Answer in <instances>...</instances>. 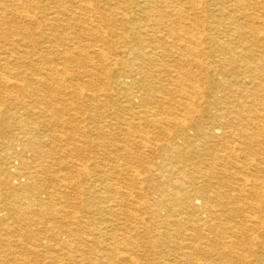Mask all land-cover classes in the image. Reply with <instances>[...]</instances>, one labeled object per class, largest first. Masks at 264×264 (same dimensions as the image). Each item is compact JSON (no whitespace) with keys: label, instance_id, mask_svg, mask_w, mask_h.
Returning <instances> with one entry per match:
<instances>
[{"label":"bare ground","instance_id":"1","mask_svg":"<svg viewBox=\"0 0 264 264\" xmlns=\"http://www.w3.org/2000/svg\"><path fill=\"white\" fill-rule=\"evenodd\" d=\"M26 1L28 0H9L8 4L7 0H0V8L2 11L5 10L0 13V22H5V19L9 18L7 15L10 14L12 16L10 17V22L18 18L25 24L28 22L36 25L41 30L38 36L43 38L46 35V39H49L51 36L54 37L58 31L63 32L62 29L69 22V18L65 19V16L68 14L67 9H52V11L38 17L36 14H30L26 10L23 12L19 11L21 4ZM97 1L77 0L75 1V5H77L76 9L80 14L84 13L85 16L90 18L95 16L94 14L97 12L98 5L95 4ZM187 1L189 7H187L188 10L186 11V8H177L173 0H128L129 5L127 7L124 5L125 7L122 6L117 9L113 6H117L118 2L114 1L112 4H107L109 6V13H116L117 16H121V20L126 21V24L132 26L128 31L132 35H135V37L137 36V39L143 40V30H147V24L151 23V26L155 28L151 34L153 38L157 37L158 33L164 32L168 40L170 38V40L178 45L175 54L170 52V56L176 58L172 66H170L171 64H164L163 60L159 61L162 55L156 53L160 49V47L156 46L153 49L156 51H152L151 53H143L141 50L138 53L129 51L128 56L131 58L132 66L124 67L117 72L114 85L121 92H125V97H127L129 102L138 100L141 108L144 109L143 115L145 117L136 115L133 122L127 124V131L137 134L138 130H140V133H142L134 136L133 142L124 141L118 144L117 142H113V134H111V131L109 132L105 129L108 127L112 130L113 125L106 124V126H101L97 124L98 120L94 124L98 135L96 142L94 141L88 146V142L84 139L87 134L80 135V140L74 141V137L70 133L74 134L76 128H78L75 125L80 124L82 121L85 122L86 119L80 116V112H78L75 104L71 103V101L75 98L80 101H90L89 106L94 107L98 111L104 109L106 103L101 101L93 90H91L93 95L87 97L84 93V88H81L78 92L74 90L76 92L73 91L72 93L65 91L61 96L60 92L57 93L56 89L52 87L54 84H49L50 80L60 77L54 73L57 69L54 71L47 70L48 74L45 79H43V75L42 79L36 80L37 85H40L39 92L44 89L50 93V96L45 95L44 97L37 90H34L32 96L30 95L29 97L26 95V92H22L24 91L23 89L13 91V89L19 88L18 82L6 77V74H0V104L9 102V107L5 112H0V121L4 118L1 122L4 123L3 127L7 133L12 131L16 126H25V122L20 116L21 110L25 111L26 108L31 107V110H38L40 117H43V119L48 118L49 113L56 114V118H53L54 123L65 129L67 136L68 133L70 134L69 138L64 142L66 143V147H68L69 153L74 155V158L78 159V161L80 159L84 160L89 150L91 152L99 150L109 152L110 154H113L114 150L115 152L129 156L145 154L149 149L163 152L164 161L168 162L166 163L168 165L164 167L171 166V172H168L167 169L166 171L161 169L162 174L160 173V176H157L163 179V182L153 181V179L150 182L141 181V176L137 173H133L134 175L131 176L130 182L140 186L139 188L135 186V189L131 187L134 190L137 189V194L140 193L138 189L142 191L143 184L148 183V190L152 191V194L157 196L161 203L171 204L176 207L173 216L163 217L159 210L160 206L155 204L148 211L150 212V220L153 221V226L160 225V229L151 232L150 228L147 229L144 217L138 224L139 226L126 224L136 219L139 214L137 212L138 204H130L128 201V199L135 198V193L129 189L123 192L125 190L122 191L120 188L124 187L115 188L112 176H105V187L102 190L104 191L105 189V194H108L107 197L100 196V193L97 191L92 192L93 195L98 196L93 200L88 198L85 202L86 204L83 203L82 205L81 203L83 211H81L80 216H78L79 212H76V210L66 211L62 208L57 211L49 204L39 200V196L47 193L40 192L38 185L34 183L33 173H31L19 185L22 192L26 195L21 197L17 194L16 190L9 189L8 194L19 200L16 202L14 208L0 207V264H171V258H173V261H181L183 264H252V259H254L253 262L255 264H264V253H260L259 255L257 252V235L254 234L256 235V238H254L251 233L257 232V230L264 232V218L250 225L245 221L248 225L236 221L237 218H240L241 214L245 212L247 214L249 210L252 212L257 207L260 209V203L263 202L264 186L255 184L252 176L243 174L240 169L241 167L245 168L249 164H255L256 170H259L261 168L260 165H264V148L263 145H259V142L254 143L247 138L254 134L251 131V127L240 124V122L233 126L228 120V117H231V115L242 118L245 112L247 115L248 112L251 113V110L242 112L241 110L235 111L228 108V104L232 103L230 101L231 96H241L240 99L244 97L247 99L249 96L240 91L244 88L243 85H247L246 83L250 85L258 83L259 87L264 85V0H250L251 3H247L245 0ZM213 2L217 3L213 7L218 8V14H212V12L208 11L209 6H211L210 3ZM181 5L183 6V4ZM228 7H234L236 14H232ZM129 9L131 10L130 12H128ZM183 13H185L187 18L184 21L188 20L189 22L185 23L184 21L181 22L173 19L179 17V20L180 16L184 15ZM199 14L203 15L202 18L198 16ZM135 16H138L136 20ZM205 17L206 19H204ZM98 19L105 21L103 15H99ZM80 21L78 20V22ZM0 31V63L9 65L11 61L13 62L12 56H10L11 52L12 54H17L18 59L15 61L19 60L24 64H27L25 59L37 57V54H41V57L43 56L42 58L46 61L44 50H40L42 53H39L40 51L34 52L33 48H31L33 46L32 35L27 30H19L14 33H9V31L4 33L2 29ZM64 32L66 31L64 30ZM140 45L142 46L141 43ZM8 46L11 47L10 52L6 51V47L8 48ZM3 47H5L4 50H2ZM101 47L96 48L90 56L88 55V51L80 47H73V51L77 52V54L75 53L78 56L77 58L73 55L71 48L67 49L65 53L63 50L65 57L62 58V62L69 65L74 62H78L79 65L85 64L83 77L89 79L100 78L107 75V73L109 74L106 66L99 68V70L95 66V58L101 59L102 62L106 61V53H103ZM47 49L49 50L50 48H45V50ZM168 51H171V49ZM31 61L33 60L31 59ZM49 71L52 72L50 73ZM200 75L204 81L206 80L210 83L207 87V97L201 94L202 96L198 98V91L201 90L202 92L203 89L201 79L198 78ZM48 78L50 79L47 80ZM63 78L60 77L57 81L61 83L64 81ZM162 81L168 83L167 87L160 85ZM93 86L91 83L87 84V88ZM75 88L78 89V87ZM20 91L22 93L20 97L22 96L24 101L17 102L14 99L19 98L18 94ZM256 94H252L250 98H257L259 100L260 98ZM26 98L31 101L27 102ZM202 104L205 107L202 108ZM162 105L166 106V111L168 112H165L166 115L161 116L158 114V111ZM62 106L63 108H61ZM233 107L235 108L234 105ZM200 108L201 110H199ZM129 109L130 111L133 110V108ZM177 109L180 110V114L176 112ZM90 110L92 112V109ZM102 113L106 112H101V117ZM147 113H152L153 115H150L153 117H149L150 115H147ZM194 113L200 115L197 120L192 118ZM158 116L159 118H157ZM201 117L205 118V120H201ZM105 118L108 117L106 116ZM46 121L50 126L54 125L51 121ZM252 124L257 125L256 123ZM176 128H178V132L180 133L175 135L177 131L174 132V129ZM54 132L56 139L64 138V134L62 135L57 131ZM228 133L237 136L238 139L229 141L230 137ZM10 136V134L6 135L5 143L11 144L12 140H10ZM197 138L205 141L200 151H197L193 147V139L196 140ZM37 145L41 155L48 156L51 154L40 143ZM218 147L220 148L218 149ZM236 148H239L238 150L241 153L247 154L248 158L240 161L242 156L238 155ZM1 150L4 151V149ZM25 151L27 152V150ZM201 152H206L209 155V168L202 166L201 169L197 168L192 172L175 166L177 164H172L170 160L171 155L182 159H198ZM22 153L23 151H21ZM4 154L0 156V164L6 162L7 155ZM140 158L136 156L131 159L144 163ZM111 161H113V156L111 157ZM257 161L259 162L257 163ZM22 163L20 164L21 166L26 167V165H29L26 160H23ZM196 163L200 165L205 164L203 160H198ZM20 167L16 168L15 177L23 176V169ZM78 168L80 169L81 167ZM95 174L97 173L95 172ZM123 175L125 174L123 173ZM56 178L58 180V176ZM62 180L64 181V179ZM126 181L122 183L127 185ZM118 183L121 184V182ZM77 185L75 186L77 187ZM89 185L91 186V184ZM87 187L85 186V189ZM58 194L54 195L52 193L50 197L58 198L61 195ZM195 201H198V206L194 205ZM241 203L243 205H240ZM74 204L72 201L70 207L75 208ZM166 211L170 212V210ZM56 217H58V221ZM13 219L22 225L33 220L30 223L34 226L41 224L43 227L41 231H36L37 233L32 232V230L31 232L23 233L19 237L15 234L16 231L10 228L9 221ZM122 219H126L125 222L121 223ZM65 220H68L70 225L63 224ZM183 225H185V228H188L187 231L189 232V238L187 237L184 240H182L183 233L181 228ZM169 227L176 228L165 230V228L169 229Z\"/></svg>","mask_w":264,"mask_h":264},{"label":"rangeland","instance_id":"2","mask_svg":"<svg viewBox=\"0 0 264 264\" xmlns=\"http://www.w3.org/2000/svg\"><path fill=\"white\" fill-rule=\"evenodd\" d=\"M8 1L9 0H7V3L9 4ZM28 1L21 4V6L19 7V11L23 12L26 10L30 14L31 13L36 14L38 17L43 16V14H45L46 12L52 11V9H56V8H60V10L67 9L68 10V14H67L68 17L65 16V19L69 18L68 19L69 22L67 25H65L64 29H62L63 32H64V30L66 32L63 33V32H60L57 30L58 32L55 33L54 37L51 36L49 39H46V35H45V37L43 36V38H41L38 36V33L41 31V30H39L38 26L33 25L31 23H28V22H26L27 24H25L21 20H19L18 18L13 19L14 21L10 22V17H12V16L10 14L7 15V16H9V18H6L5 22H0V29H2V31L4 33L6 31H9V33H11V32L14 33V32L19 31V30H22V31L27 30V32H29L30 35H32L31 39L33 41V46L30 45V46H32L31 48H33L34 52H37V51L39 52L40 50H44V52L46 53L44 55H46L45 57H46L47 62L45 61L44 58H42L43 56L41 57V54H37V57L35 56L32 58L25 59V62H27V64L29 63L27 65V64L21 63L19 60L15 61L18 59L17 54H15V53L12 54V52H11L10 56H12L13 62L11 61L9 65H5L3 63H0V74L1 75L6 74V77L11 78L15 82L16 81L18 82L17 84H18L19 88L15 89V90L13 89V91H18V90L23 89L24 91H22V92L23 93L26 92V95L29 97L30 95L32 96V92L34 90L38 91V89L40 88V85L39 84L37 85L36 80L40 79V78L42 79L43 75H44L43 79H45L46 75L48 74L47 70L54 71L55 69H57L58 71L55 70L54 73H56L57 76H60L61 78L64 77L63 78L64 81L61 83L58 82L57 80L60 79V77H58V78H55L54 80H50L49 84H51V83L54 84L52 87H54V89H56L57 93L60 92L61 96H62V93H64L65 91L72 93L74 90H76L78 92L81 88H84L83 90H84V93L86 94L87 97H90L93 95V92L91 91V90H93V91H95L94 93H96L99 96L100 100L104 101V103H106V105H105L106 107L104 109H102L101 111L100 110L98 111V110H95L94 107L89 106L90 101H87V100L80 101V100H76V98L71 101V103L75 104L76 108L78 109V112H80V116L82 118L84 117L86 119V120L84 119L85 122L82 121L80 123L81 125L79 123H78V125H75V126H78V128H79V129L76 128V132H75L76 134L70 133L71 136L74 137L73 138L74 141H78V139L80 140V138H79L80 135L87 134L84 139L86 140V142H88V146H90L92 144V142H94V141L96 142L98 139V137H97L98 135H97V132L95 131L94 124H95V121L98 120L97 124H100L101 126L102 125L106 126V124L107 125H111V124L113 125L112 130H111V128L109 129L108 127L105 128L109 132L111 131V134H113V138H114L113 142H117V144L124 142V141L125 142H133L134 136L140 135L142 133H140V130H138L139 134L138 133L133 134V133L127 131V124L132 123L136 115H139L141 117H145V115H143L144 109L141 108V105H140L138 100L133 101V102H129V100H127V97H125V94H124L125 92H121L117 88V86L114 85V83H115L114 81H116L117 72H119V70L124 68V67L132 66L131 58L128 56L129 51H132L134 53H138L141 50V52H143V53H151L152 51H154V52L156 51V50H153L156 46L160 47V49L157 48L158 50L156 53L162 55V58L159 59V61L163 60L164 64L165 63H166V65L171 64L170 66H172V65H174V61L176 60V58H174L173 56H170L171 55L170 52H172V54H175L176 50L178 49V45L174 41L170 40V38L168 40V37H165L166 34L164 32L158 33L157 37L153 38L151 36V34L155 28L153 26H151V23L147 24V30H143L144 31L143 40L137 39V36L135 37V35H132L130 33V31H128V30H130V28L132 26L129 24H126L125 23L126 21L121 20V16H119V15L117 16L116 13H112V14L109 13L108 12L109 6L107 5L109 3L112 4L115 1V2H118V4H117V6L114 5L113 6L114 8L117 9V8L122 7L124 5L127 7L129 5L128 0H113V1L112 0H110V1L109 0H98L96 3L94 2L96 5H98L97 6V12H96V14H94L95 16H92L90 18L88 16H85L84 13L80 14V12L76 9L77 5H75L76 4L75 1H77V0H53V1L52 0H28ZM173 1H175L174 4H175V6H177V8H186L185 11L188 10L187 7H189V4H188L187 0H173ZM205 1H207V0H205ZM245 1L247 3H251L250 0H245ZM181 4H183V6ZM210 5L211 6H209L208 11L212 12V14L213 13L218 14V11H217L218 8L213 7L214 5H217V3L213 2V3H210ZM21 9H22V11H21ZM228 9L230 10V12L232 14H236L234 7H228ZM4 11H2L0 8V13H2ZM130 11L131 10L129 9L128 12H130ZM129 14H131V13H129ZM183 14L184 15L180 16L179 20H178L179 17L173 18V19H176L177 21L183 22L185 19H187L185 13H183ZM202 14H199L198 16L200 18H202V16L205 15V14H203V15ZM99 15H103L105 18V21H101L100 19H98ZM137 18H138V16H135V20ZM74 19H75L76 23H75ZM204 19H206V17ZM78 20H81V21L78 22ZM106 21H107V23H106ZM184 22L187 23L189 21L186 20ZM139 23H143V22H139ZM24 24L26 25V27H24L25 26ZM116 25H117V27H116ZM141 25H143V24H141ZM81 26H82V28H81ZM87 26H89V27H87ZM90 26H92V27H90ZM36 28H37V30H36ZM119 31H121V32H119ZM0 33H1V31H0ZM57 33H58V35H57ZM161 36H163L164 38ZM62 38H64V39H62ZM73 41H75V42H73ZM90 42H91V44H90ZM140 43L142 44V46L140 45ZM75 44L78 46H76ZM71 46L80 47L83 50L88 51L89 56L93 53V51L96 48H100V46H102L101 49L103 50V53L104 52L106 53V54L105 53L104 54H105V58H106L107 62L106 61L102 62L101 59L99 60V58H95V66L98 70H99V68L106 66V68L109 70V74L107 73V75L102 76L100 78L99 77H95V78L93 77L94 79H89L87 77H83L84 71H85V67H84L85 64L79 65L78 62L70 63V65L64 64L62 62L63 61L62 58L65 57L64 53L67 51V49H70ZM103 46H105V47H103ZM172 46H173V48H172ZM44 47L45 48L48 47L50 49L45 50ZM73 47L71 48V50L73 52V55L76 56L77 52L73 51ZM4 48L5 47H3L2 50H4ZM31 48H29V49L32 50ZM162 48H163V50H162ZM6 49H7L6 51H9L11 49V47L8 46V48L6 47ZM170 49H171V51H168ZM63 50H64V53H63ZM114 50H115V52H114ZM39 53H42V52L40 51ZM200 54H203V53H200ZM113 56H115V57H113ZM77 57L78 56H76V58ZM31 59L33 61H31ZM26 65H27V67H26ZM99 65H100V67H99ZM88 68H89V66H88ZM39 69H41V70L39 71ZM78 70H80V71H78ZM52 71H49V72L51 73ZM69 72H71V73H69ZM80 72H81V74H80ZM25 78H27V79H25ZM198 78L201 79V85L203 88L202 89L203 93L201 92V90L198 91V93H199L198 98H200L202 95H205L207 97V95H208L207 87L209 86L210 83H208V81H206V80L204 81V79L202 78L201 75ZM49 79L50 78H48L47 80H49ZM67 81H71V82H67ZM72 82H74V83H72ZM88 83H91L94 86L87 88ZM246 84L247 85H245V86L243 85L244 88H242L240 91H243V94H246L247 96H249V98L245 99V97H244L243 99H240L241 96H236V97L231 96L230 101L232 103L228 104V108H231L235 111L241 110L242 112L243 111L245 112V110H251V113L248 112V115H247V113L245 112V115L242 118H237V117H234V115H231V117H228V120L230 121L231 124H233V126L237 125V123L239 124V122H240V124H245V125H248L249 127H251V131L254 134L250 135L247 138L250 141H253L254 143L259 142V145H263V148H264V119H263L264 118V94H263L264 93V85L259 87L258 83H255L254 85H250L248 83H246ZM27 85H29V86H27ZM56 85L58 87H61V88H58ZM160 85H162V87H167L168 83L166 81H162ZM75 87H78V89ZM111 88H113V89H111ZM70 89H73V90H70ZM76 91H74V92H76ZM40 93L43 97L45 95L50 96V93L46 92V90H44V89L40 90L39 94ZM21 94L22 93L20 91V93L18 94L19 98H17L18 100L17 99H14V100L17 102L18 101L21 102L22 100L24 101V98H22V96L20 97ZM252 94H256L258 96V98H260V99L259 100L257 98L253 99L252 97L250 98V96H252ZM246 95H244V96H246ZM236 98H238V99H236ZM25 100H27V102L31 101L28 98H26ZM69 101H68V103H69ZM238 102H240V103H238ZM8 104H9V102H7V103L5 102V104L4 103L0 104V107H1L0 112L1 111L5 112V110L9 107ZM202 105H203L202 108L205 107L204 104H202ZM233 105L235 106V108L233 107ZM127 106H129V107H127ZM30 108L31 107L26 108L25 111L21 110L22 115L20 114V116H21V119H23V121L25 122L24 127L16 126L12 131L7 133L3 127L4 123L1 122L4 118H2L0 121V127H1L0 128V156L3 155L4 153H5L4 155H7L6 156L7 157L6 162L3 164H0V174H1V176H0V201H1L0 207H8V208H11V207L14 208L15 207V204L19 199L15 198V197L13 198L11 195H9L8 190L14 189L17 191V194L20 195L21 197L25 196L26 194L22 192V189H20L19 185H20V183H23L22 181H24L27 177H29V174L33 173L34 183H36L38 185L40 192L47 193V194H42L41 196H39V200L49 204L53 209H55L57 211L62 209V208H64V210H66V211L76 210V212L77 211L79 212L78 213L79 215L78 214H76V215L80 216L81 211H83V206H82L83 203L86 204L85 202L87 201L88 198H90V200L95 199V197L97 198L98 195H95V194L93 195L92 192L97 191L98 193H100V196L107 197L108 194H105V192H106L105 189H104V191L102 190L105 187L104 186L105 176H112L113 177V186L115 185V188L119 189L120 187H124V188H120V189H122V191L125 190L123 192H126L129 189L135 193L134 194L135 198L128 199V201L130 204L131 203L138 204V211L137 212L139 214L137 213L138 215H137L136 219H133V221H131V222L129 221L126 224H128L130 226H132V225L137 226L141 222L142 218L144 217V220L147 223L146 224L147 229L150 228L151 232H155V230L160 229L161 228L160 225H156L157 227L153 226L154 224H153V221L150 220V212L148 211V209L150 207H152V205H155V204L160 206L159 210H160V213L163 217L164 216H173V214L175 213L176 207L171 205V204L161 203L160 199L157 196H154L152 194V191L148 190L149 189L147 187L148 183L143 184V189H142L143 192L140 189H138L140 193L137 194L136 193L137 189L134 190L135 189L134 187L136 186V188L137 187L139 188L140 186H137L136 184H132L130 182L131 181L130 178H132L131 176H133L135 173H137L141 176L140 177L141 181L145 180V181L150 182L153 179V181L156 180L159 182H163L164 181L163 179H161L160 177H157V176H160V173L162 174L161 169L164 171H166V169H167L168 172H171V170H170L171 166L166 167V168L164 167V166L168 165V164H166L168 162L164 161V153L163 152H161L160 150L155 151L153 149H149L145 152V154H140V155L136 154L135 156L132 155L133 157H136V156L139 158L141 157L140 160L142 159V161H144V163L143 162L139 163V162L132 160L131 159V158H133L132 156L122 154L120 152H115L114 150H113V154H110L109 152L99 151V150L94 151V152H91V150H89V151H87V155L84 159L87 162V164H86V162L84 163L83 159H80L82 161L79 160L80 161L79 162L78 159L74 158L75 157L74 155H71L69 153L68 147H66V143L64 142L65 140H67L69 138L68 136H70V134L68 133V136H67V131L65 129H62L61 127L55 125V123H54L53 118L54 117L56 118V114L49 113V115H48L49 117L43 119V117L42 118L40 117V113L38 110H33V109L31 110ZM61 108H63V106ZM128 108H133V110L130 111V109L128 110ZM90 109H92V112ZM196 109H198V108H196ZM259 109H261V110H259ZM199 110H201V108ZM101 112H106V113H102V117H104V118H102L100 116ZM165 112H168V111H166V106H163V105L160 106L158 114L161 116L166 115ZM176 112H178L179 114L181 113L179 109H177ZM150 114L153 115L152 113H147V115H150ZM251 114L253 115V117ZM24 115H26V116H24ZM151 115L149 117H153ZM106 116L108 118H105ZM125 116H127V117H125ZM199 117H200V115L198 113H194L192 115V118L194 120H197ZM157 118H159V116ZM200 119L205 120V118H202V117ZM46 120L51 121V123H54L55 126L54 125L50 126ZM117 120H118V122H117ZM7 121L13 122L11 120H7ZM247 122L248 123L250 122V123L248 124ZM252 123H256L257 125H253ZM82 124L84 125V127ZM252 127H253V129H252ZM176 129H174V132L177 131V132H175V135L180 133V132H178V128H176ZM44 130H46V131H44ZM54 131H57L58 133H61L62 135L64 134V138L56 139V137H55L56 135L54 136V133H55ZM9 134L11 135L10 136V140H12L11 144L5 143V140L7 138L6 135H9ZM65 134H66V136H65ZM228 134L230 137L229 141H233L235 139H238L237 136H234L233 134L231 135V133H228ZM128 137H130V138H128ZM59 142H61V143H59ZM193 142H194L193 147L197 151L202 150V145L204 144L205 141H202L201 138H197L196 140L193 139ZM39 143L43 147H45V149L47 151H49L51 154H49L48 156L41 155L39 153L38 148H37V146H38L37 144H39ZM210 147H211V145H210ZM219 148L220 147H218V149ZM1 149H4V151ZM238 149L239 148H236V150L238 151L237 152L238 155L240 157L242 156L241 158H243V159L240 158V161L246 160L248 158L247 157L248 155L243 154V152L241 153ZM25 150H27V152ZM30 150H32L33 152ZM21 151H23L22 154H21ZM11 155H12V157H10ZM38 155H40V156L37 157ZM112 156H113V161H111ZM199 158L198 159H196V158H192V159L191 158L190 159L184 158V159H182L180 157L176 158V157L171 155L170 160H171L172 164H177L175 166L190 170L192 172L195 171L197 168L201 169L202 166L206 167V168L210 167L209 155L206 152H201V155H199ZM18 159H20L19 161H22V162H23V160H26L29 163V165H26V167L23 165L21 166L20 164H23V163L19 162ZM198 160H203V162L205 164L204 165L197 164L196 162H198ZM148 162H149V164H148ZM258 162L259 161H257V163ZM5 165H7V166H5ZM40 165H42V166H40ZM131 165H132V167H131ZM260 166H261V168L259 170H256L257 168L255 167V164L254 165L249 164L248 166H245V168L241 167L240 170L243 174H246L250 177L252 176V180H254L255 184H257V185L259 184L263 187L264 186V184H263L264 180H262V179H264V165L262 164ZM18 167L23 169L22 170L23 171L22 177L21 176L15 177L16 176L15 170ZM27 167H29V168H27ZM78 167H81V168L84 167V168L83 169L80 168L81 169L80 170ZM115 169H117V170H115ZM2 170H4V171H2ZM231 171H233V170H231ZM9 172L11 175L9 174ZM95 172L97 174L94 175ZM123 173L125 175H123ZM257 173H259V174L257 175ZM262 174H263V176H262ZM57 176H58V180L56 178ZM152 176L153 177L155 176V177L153 178ZM42 178H43L44 182H43ZM1 179H3L4 181ZM62 179H64V181ZM117 180H119V181H117ZM125 180H127L126 181L127 185L122 183L123 181L125 182ZM118 182H121V184H119ZM254 183H252V184L254 185ZM77 184H79V185H77ZM89 184H91V186ZM75 185H77L78 188ZM92 185H94V186H92ZM64 186H65V188H64ZM85 186L86 187L88 186L89 188L87 187L88 189L87 188L85 189ZM131 187L134 189H132ZM1 188H3V189H1ZM62 189L63 190L68 189V191L66 192V190L63 191ZM78 189H81V190H78ZM58 192H59V194H58ZM64 192H66V193H64ZM52 193H54V195H57V194L58 195L61 194V195L58 196V198H55V197L53 198V197H50L52 195ZM148 198H149V200H148ZM74 200H76V201H74ZM72 201H73V203H75L74 204L75 208H72V206L70 207V203H72ZM262 201L263 202L260 203V209L261 210L258 207H257V209L254 208L253 209L254 211L252 210V212H251V210H249L247 212V214H246V212L244 214H241L240 218H237L236 221L242 222L244 225H248V224L250 225V224L257 223V222L261 221V219L264 218V199ZM197 202L198 201L194 202L195 206H198ZM81 203H82V205H81ZM113 205H115V204L113 203ZM240 205H243V203H241ZM166 210H170V212H167ZM258 210H259V212H258ZM250 212L253 214H251ZM37 217H38V215H37ZM255 217H257L258 219L257 218L255 219ZM56 219L58 221V217H56ZM33 220H35V218H33ZM33 220H31V221H33ZM125 220L122 219L121 223L125 222ZM244 221L248 222V224H246ZM252 221H254V222H252ZM30 222L26 223V224L24 223L22 225L13 219V220L9 221V223H10L9 225H10L11 229L13 228V231H16L15 234H17L19 237L22 236L23 233H25V232H31L33 230L32 232L37 233L36 231L42 230L43 225L40 224V225L34 226ZM135 223H137V224H135ZM63 224L70 225V222L68 220H65V222ZM19 227H20V229H18ZM242 227H244V226H242ZM175 228L176 227H171V228L169 227V229L165 228V230H171V229L173 230ZM181 228H182V233H183L182 240H184L187 237L189 238V236H188L189 232L187 231L188 228L187 227L185 228V225H183ZM251 233L253 234L254 238H256V237L258 238V239L256 238V243L258 244V246H257L258 254L260 255V253L261 254L264 253L263 252L264 251L263 250L264 232L262 230L261 231L257 230V232H251ZM254 234H256L257 236ZM180 253H182V251H180ZM253 260L254 259H252V264H255V262H253ZM176 262L177 261H173V258H171V264H174V263L175 264H179V263L183 264V262H181V261H178L177 263Z\"/></svg>","mask_w":264,"mask_h":264}]
</instances>
